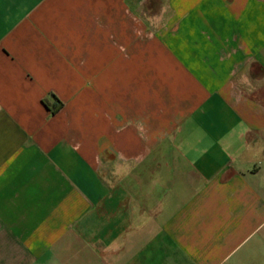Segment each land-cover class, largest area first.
<instances>
[{
    "label": "crops",
    "instance_id": "crops-1",
    "mask_svg": "<svg viewBox=\"0 0 264 264\" xmlns=\"http://www.w3.org/2000/svg\"><path fill=\"white\" fill-rule=\"evenodd\" d=\"M0 264H264V0H0Z\"/></svg>",
    "mask_w": 264,
    "mask_h": 264
}]
</instances>
